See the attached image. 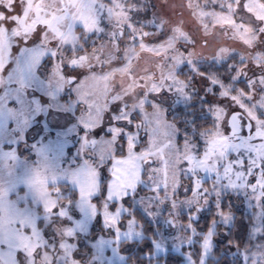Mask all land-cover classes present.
Here are the masks:
<instances>
[{"label":"snow or ice","instance_id":"obj_1","mask_svg":"<svg viewBox=\"0 0 264 264\" xmlns=\"http://www.w3.org/2000/svg\"><path fill=\"white\" fill-rule=\"evenodd\" d=\"M146 5H151V0H0V73L11 55L13 40L27 45L38 34L43 51L37 59L50 58L56 71L41 80L39 65L25 60L15 70L21 85L16 98L26 106L23 88L29 86L43 85L53 90L52 95L64 87L75 89V106L82 113L80 126L85 132L83 155L88 157L76 168L65 169L58 157L51 158L46 149H40L26 178L34 167L50 189L37 195L29 188L33 202L42 204L43 215L28 203L20 207L9 200L8 192L15 185L5 186L0 181V264H78L72 252L79 223L55 229L61 237L58 248L45 239L38 226L40 219L48 223L56 219L71 221L73 204L86 215L102 214L118 246L121 240L138 234L139 225L125 201L136 199L141 187L152 194L140 202L157 209L167 204L173 219L183 205L199 211L211 196L219 201L229 187L247 189L251 199L264 207V0H181L179 4L162 0L166 11L152 5L155 10L142 18ZM198 35L200 49L213 48L210 55L197 50ZM161 36L164 39H159ZM233 44H240L243 51ZM233 56L239 61L228 64L229 73L235 72L230 82L214 72L199 71L202 62L220 64ZM185 65L209 82L206 93L218 87L219 98L229 99L239 111L229 115L227 105L208 106L212 126L199 133L194 130L192 135L185 133L180 145V131L155 101L165 91L190 97L194 91L191 77L180 79ZM65 68L71 73L86 70L87 75L78 78L66 74ZM254 69H259V75ZM249 71H253L252 76ZM241 79L245 87L237 88ZM113 105L118 106L117 111H111ZM106 113H111L113 122L107 129L111 138L90 137L87 133L103 123ZM9 115L14 117L15 110H9ZM134 115L141 117L135 124ZM121 122L135 130L117 126ZM6 125L7 119L0 112V129H6ZM196 135L203 143L202 152L194 140ZM121 138L126 142L127 155L118 158L116 152L124 150ZM9 155L15 159L12 153ZM108 161L110 177L98 208L92 200L101 193L104 181L100 169ZM182 177L192 181L190 189L183 186L185 193H192L183 200L179 198ZM208 180L211 186L204 187ZM62 187L68 191H62ZM73 189L79 192L75 202L70 199ZM28 194L19 199L26 201ZM217 206L221 219L229 221L230 215ZM125 215L127 220L123 219ZM194 215L189 213L190 221ZM187 230L194 232L190 225ZM212 236L209 231L202 239L204 249L210 247ZM18 253H23L22 260ZM255 253L246 264H264V247Z\"/></svg>","mask_w":264,"mask_h":264},{"label":"rangeland","instance_id":"obj_2","mask_svg":"<svg viewBox=\"0 0 264 264\" xmlns=\"http://www.w3.org/2000/svg\"><path fill=\"white\" fill-rule=\"evenodd\" d=\"M179 3H181V0H168V4ZM152 5H155L161 11L167 10V6L162 5V0H151V5H146L147 11L141 14L142 18L149 16L155 10ZM176 11L178 12L180 9L177 8ZM185 16L187 17V13H185ZM189 27L191 28L192 25L190 24ZM159 39L162 40L164 37L161 36ZM40 43L38 34L30 39L27 45L23 41L17 43L13 40L10 50L11 55L6 57L5 67L0 73V80L3 81V83H0V112L4 113L7 119L6 129H0V181L5 186H9L11 183L15 185L10 187L8 192L9 200L16 201L20 207H24L25 203H28L39 215H43L42 204H35L31 195L28 194L29 188L34 192L29 183L32 174L26 178L27 170L34 166L38 160L40 149H46L51 158L58 157L60 165L65 169L76 168L88 157L83 155L82 141L85 132L84 128L80 126L83 124L82 113L75 106V89L64 87L58 94L52 95L53 90L43 85L29 86L23 88V92L26 94V101L24 102L26 106H22L16 98L21 92V85L17 81L15 70L18 65H23L25 60H33L39 65L37 74L41 80H47L56 71L55 65L50 58L37 59L43 51L40 48ZM200 43L201 40L198 35L197 50L203 51L205 55H210L213 48L200 49ZM232 46L243 51L240 44H233ZM89 50L91 49L89 48ZM238 61L239 57L233 56L225 63L220 64L202 62L199 65V71L202 73L214 72L227 83L230 82L231 75L235 74L234 71L229 73L228 64L237 63ZM115 66L113 65V67ZM96 70L98 71L99 69ZM64 71L66 74L76 75L78 78L87 75L86 70L71 73L65 68ZM253 71L256 75H259V69H254ZM253 71H249L248 75L252 76ZM189 77H191L190 87L194 89L190 97L181 96L176 92L165 91L155 101L158 106L165 110L166 118L170 122H174L180 131L177 137V143L180 145L183 144L185 133L192 135L194 130L199 133L212 126L213 117L208 111V106L216 104L227 105L229 115L233 111H239L238 107L232 106L229 99L219 98L220 89L218 87L209 89L206 93L205 89L210 86L209 82L194 74L185 65L181 69L180 79L187 80ZM10 80L11 83L9 82ZM117 82H119V78H117ZM236 87L244 88L245 81L241 79L237 82ZM28 101H31V104H27ZM195 102H198V114H194L191 117H183L181 112H186L184 111L185 108H187V111H191L188 107ZM12 109L15 110L14 117L9 115V110ZM117 110L118 106L113 105L111 111ZM147 111H152L150 106H147ZM110 115L111 113H106L103 123L87 134L98 140L110 139L111 134L107 131L109 125L113 123L110 120ZM140 119L139 115H134L133 124L138 123ZM117 126L127 127L128 131L135 130L134 126H126L123 122ZM144 139L146 141L147 138L145 137ZM194 140L202 152L203 143L199 135H196ZM119 143L124 145V150L116 152L118 158L127 155L124 139L121 138ZM135 150L139 151L140 148L137 147ZM10 153L14 155L15 159L9 155ZM245 164H247V160H245ZM110 167L111 161H108L100 169L104 184L101 193L98 195L100 198H93L92 200V203L98 208L102 206L106 195V184L110 177L108 169ZM25 179H27V183H25ZM181 181L182 187L179 190V198L183 200L185 196L192 195L191 190L185 193L183 187L188 186L190 189L192 181L183 177ZM250 181L254 183L255 178H250ZM210 186L211 180H208L204 187ZM44 188L45 191H50L45 185ZM62 191L67 192L68 189L62 187ZM26 194H28L26 201L19 199V197ZM151 194L141 187L137 190L136 199L125 201L126 207L132 212L136 223L139 225L136 229L138 234L130 239L121 240L118 246L113 242L115 233L106 225L102 214L95 216L86 215L75 204L70 209L71 221L56 219L53 223H48L42 219L40 223V219L38 226L42 229L45 239H48L50 243L55 242L58 248L61 237L55 229L79 223L80 227L76 230L73 240L75 248L72 252V256L78 261V264H93V261H96V264H122L126 262L127 256L121 247L122 242L141 239L147 234L146 228L136 215L137 210L154 227V232L150 234L154 243V250L151 255L156 258L167 255L169 252H175L183 256L185 264H209L211 258L218 260L219 257L215 254V251L220 245L222 254L237 257L243 264H246V261L253 257L256 249L264 247V207L259 206L256 201L251 199V194L247 189L226 188L222 192L219 201L213 195L199 211H197L195 206L183 205L176 212L174 219L169 216L170 208L167 204L157 209L154 205L146 207L140 202L142 197ZM70 199L74 202L79 200L78 190H71ZM218 204L219 210L230 215L231 219L229 221L225 222L221 219L218 214ZM189 213L195 214L191 221L189 220ZM123 219L127 220L128 217L125 215ZM189 225L194 229V232L187 230ZM122 227H126V225L122 224ZM209 231L213 233L210 247L204 249L202 239ZM79 234L84 237V240L81 239V241H87V243L91 244L92 256L90 252L85 253V255L78 252L80 247L78 239L79 237L83 238ZM255 255L259 256L258 253H255ZM18 259H23V253H18Z\"/></svg>","mask_w":264,"mask_h":264},{"label":"trees","instance_id":"obj_3","mask_svg":"<svg viewBox=\"0 0 264 264\" xmlns=\"http://www.w3.org/2000/svg\"><path fill=\"white\" fill-rule=\"evenodd\" d=\"M197 105L198 102H195L192 105H190L188 108L191 111H187V108H185L184 111L186 112L182 111L181 112L182 116L191 117L194 114L197 115L199 112ZM192 108L195 111H193ZM95 198L99 199L100 196H97ZM136 215L139 218V220L142 222L144 227L146 228L145 230L147 234L141 239L125 240L122 242L121 247L123 249V252L127 256L126 262L122 264H185L183 261L184 258L180 253L169 252L167 253V255H162L157 258L152 256L151 253L154 250V243L151 240L152 236H150V234L154 232V227L143 214L141 215L139 213V210H137ZM41 221L42 219L40 220V223ZM79 235L83 237L82 234ZM81 239L84 240V237L83 238L79 237L78 239L80 242V247L78 248V252L82 255H85V253L90 252L92 256L93 250L91 244L87 243V241H81ZM215 254L219 257L218 260H214V258H211L209 264H243L241 260L237 257H234L229 254L228 255L222 254L220 245L219 247H217Z\"/></svg>","mask_w":264,"mask_h":264},{"label":"clouds","instance_id":"obj_4","mask_svg":"<svg viewBox=\"0 0 264 264\" xmlns=\"http://www.w3.org/2000/svg\"><path fill=\"white\" fill-rule=\"evenodd\" d=\"M29 183L37 195H40L41 193H43L45 191L44 177L38 169L33 170L32 177H31Z\"/></svg>","mask_w":264,"mask_h":264}]
</instances>
